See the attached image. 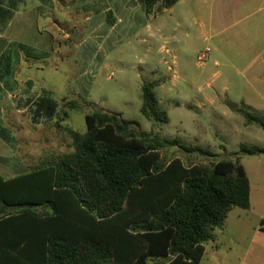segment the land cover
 I'll use <instances>...</instances> for the list:
<instances>
[{
  "label": "rangeland",
  "instance_id": "374dc122",
  "mask_svg": "<svg viewBox=\"0 0 264 264\" xmlns=\"http://www.w3.org/2000/svg\"><path fill=\"white\" fill-rule=\"evenodd\" d=\"M63 1L61 5L51 0L54 5L44 11L38 24L42 38L26 39L22 44L27 50L16 51L22 57L20 66L15 60L13 66L6 67L9 52L0 56V73L15 77L18 88L14 93H19L27 79L33 83L32 92V85L24 83L28 93L22 96V92L14 100L16 109L28 99L34 100L42 89L58 102L59 116L67 100L76 101L81 109L69 111L63 122L58 118L34 125L28 111L10 113L1 99L0 122L13 154L6 153L0 139V157L16 165L12 175L25 174L41 162L73 153L66 130L84 133L85 115L99 111L136 121L141 132L158 134L162 139L177 138L184 146H200L212 154L168 147L161 151L167 161L178 158L190 166L239 157L253 199H264V155L239 151L242 145L264 148V130L246 125L241 113L245 110L264 117V43L254 51L247 42V30L259 22L263 10H236L227 7L226 1L179 0L170 9L146 15L140 7L121 12V5L129 0H110L119 16L118 24L108 43H102L103 32L88 36V30L100 19L97 10L81 7L84 0ZM89 13H94L91 22L87 21ZM108 14L103 15L107 23L111 19L110 15L107 19ZM12 33L22 35L18 27ZM48 34L53 37L50 50L45 48ZM207 48L206 59H201ZM24 59L29 60L28 66ZM151 82L158 84L154 91L168 114L167 124L155 123L140 113L142 85ZM234 220L232 213L227 220L229 228ZM249 226L255 231L258 222L249 218ZM214 233L224 243L227 237ZM248 234L243 233L231 252L223 246L220 256L226 258L225 264L245 262L242 245Z\"/></svg>",
  "mask_w": 264,
  "mask_h": 264
},
{
  "label": "trees",
  "instance_id": "16d2710c",
  "mask_svg": "<svg viewBox=\"0 0 264 264\" xmlns=\"http://www.w3.org/2000/svg\"><path fill=\"white\" fill-rule=\"evenodd\" d=\"M178 1L132 4L154 15ZM157 86L142 85L140 113L167 124ZM28 105L34 125L58 118L63 122L69 111L81 109L67 100L59 116L60 106L46 90L25 101ZM241 113L246 125L264 130V117ZM85 124L84 133L66 130L73 153L41 162L22 175L0 176V239L6 241L0 254L10 258L5 264H200L204 245L224 228L228 213L249 209L250 182L239 157L186 166L178 158L165 160L162 149L212 154L177 138L141 132L136 121L117 113L86 114ZM0 139L10 145L1 122ZM239 151L264 155V148L256 146L242 145ZM259 229L264 232V218Z\"/></svg>",
  "mask_w": 264,
  "mask_h": 264
},
{
  "label": "crops",
  "instance_id": "0c3cea01",
  "mask_svg": "<svg viewBox=\"0 0 264 264\" xmlns=\"http://www.w3.org/2000/svg\"><path fill=\"white\" fill-rule=\"evenodd\" d=\"M215 1H226L225 3H227V7L230 6L236 10H263V14L259 22L253 23L252 28L247 30L250 37V41H247L249 49L258 51L257 48H259L260 43H264V0ZM57 2L62 5V2L64 1L57 0ZM109 2L110 0H108L106 3L102 2V0H84L81 4V7H85L86 9L97 10V13L99 15L98 17H100V19L88 30V36L96 37L97 34L99 35V32H103V35L100 36V40L102 43H104L105 40L108 43L107 39H109L108 36L110 32L113 31V28H115L118 24L119 16L116 11H114V8L109 5ZM51 4L54 5L51 0H0V56L5 52H9L6 55L7 67H9V65L13 66L15 64V60L17 66H20V64L22 63V57L20 56L19 52H16L19 49L13 47V44L23 45L22 43H24V40L28 38H42L43 34L39 30L38 24L44 14V11H47L48 7H50ZM121 6V8L123 9L121 12L123 13L129 11L131 7L141 8L139 4H132V0L125 2V4H122ZM66 8H69V6H67ZM78 8L80 9V7ZM107 12L110 13V21L112 22L111 24H108L103 18V15H105ZM93 14L94 13L88 14V22H91L93 20ZM198 20L199 17L196 18V21ZM14 27L20 28L22 32L21 36H17L12 33ZM52 40L53 37L48 34L47 40L45 41V48L48 47L49 50L51 49ZM10 48L12 50H9ZM26 56H32L33 58L35 57L34 55L29 53H26ZM24 60L25 65L28 66L29 60ZM18 68L15 72H17ZM7 72L8 70L6 71V73ZM0 77L2 78L0 79V104L2 99L4 103H7L5 105L7 107V111H9L10 113H26L28 111L29 105H24L22 108L16 109L14 107V100L20 97L19 94L22 92V96L27 95L28 92L25 91L23 87L24 83L28 81L32 83V81L27 79L26 81H24V83L21 84L19 93H14L15 89L18 88L14 81L15 77L11 78L8 73L5 75H2V73H0ZM31 85L32 88L30 92H32V90L34 89L33 83ZM38 96H36V98ZM2 115L3 109L0 108V119H2ZM1 147L6 150V153H12L9 144L5 143V146L3 145ZM15 166L12 161H8L0 157V176L3 179L15 177L11 174V172L15 169ZM253 196L254 195L252 194L250 186L249 209L242 210L234 208L228 213L224 228L221 230H215L218 231L220 235H224L227 237L224 240L225 245L224 243L218 241L214 233V240L204 245V255L200 261V264H225L226 258H222L220 256L223 246L226 251L231 252L234 246L236 244H239L240 240L242 239L241 236L243 235V233L246 234L247 232L249 234L248 236H245L244 243L242 245L245 253L243 261L245 262L239 264H264V232L260 231L259 229V222L264 218V199H262L263 196H261V198L259 197L257 200H254ZM11 213H13V211ZM232 213H234L235 215V220L231 228H229L227 226V220L229 218V215H231ZM0 218H2V216H0ZM249 218L253 219L254 222H258V228L255 231L251 230V226L247 227V221ZM7 230L9 231V229H3L4 232ZM5 243V240L2 241V239H0V247H4ZM5 263H10V258H7V256H5L4 254H0V264Z\"/></svg>",
  "mask_w": 264,
  "mask_h": 264
},
{
  "label": "built area",
  "instance_id": "2783aa9c",
  "mask_svg": "<svg viewBox=\"0 0 264 264\" xmlns=\"http://www.w3.org/2000/svg\"><path fill=\"white\" fill-rule=\"evenodd\" d=\"M209 49L207 48L205 52L201 55V59H206L207 54L209 53Z\"/></svg>",
  "mask_w": 264,
  "mask_h": 264
}]
</instances>
